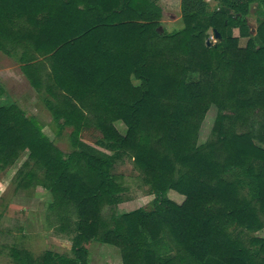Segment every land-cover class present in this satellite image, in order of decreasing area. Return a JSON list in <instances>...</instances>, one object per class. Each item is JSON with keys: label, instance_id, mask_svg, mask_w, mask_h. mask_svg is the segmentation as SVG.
<instances>
[{"label": "trees", "instance_id": "16d2710c", "mask_svg": "<svg viewBox=\"0 0 264 264\" xmlns=\"http://www.w3.org/2000/svg\"><path fill=\"white\" fill-rule=\"evenodd\" d=\"M207 6L180 0L183 28L163 34L153 0H0V50H21L23 73L77 149L64 155L34 117L0 106V172L27 153L15 189L42 175L73 254L35 259L11 248L16 264H86L92 242L117 248L122 264H264V238L250 236L264 228V128L250 129L252 117L264 119V0ZM211 106L210 139L197 145ZM90 129L107 154L86 151L80 136ZM123 157L151 207L103 215L125 190L112 171Z\"/></svg>", "mask_w": 264, "mask_h": 264}, {"label": "rangeland", "instance_id": "374dc122", "mask_svg": "<svg viewBox=\"0 0 264 264\" xmlns=\"http://www.w3.org/2000/svg\"><path fill=\"white\" fill-rule=\"evenodd\" d=\"M162 11L160 31L172 34L183 28L178 0H153ZM207 6L212 11L218 6V0H210ZM257 2L248 5V20L254 23V11ZM210 41L215 43L212 33ZM246 39L239 41L241 47ZM21 50L6 53L0 50V106H15L26 116L34 117L42 127V133L64 155L77 151L70 140L71 127L58 128L54 122L46 101L49 96L43 91L35 90L27 76L22 71L23 62L19 61ZM38 64L40 62H37ZM134 84H138L133 80ZM216 109L211 106L206 113L198 131L197 145H202L210 139L211 129ZM120 134L125 132L121 122L114 124ZM264 128V119L252 117L250 129L257 133ZM244 131V130H241ZM262 131V130H261ZM100 135L94 130H85L80 141L87 148L86 151L96 156L107 154L108 151L98 145ZM90 147V148H89ZM27 153L20 155L15 164L4 172H0V264H16L10 256V249L26 251L33 258H39L46 252L56 256L73 258L69 238L65 234L56 232L59 224L57 218L48 210L52 200L49 191L42 188V175L38 174L34 186L26 190L16 191L15 173L26 159ZM113 173L122 177L124 192L119 196V202L112 207L105 206L102 214L113 213L121 215L138 208L149 209L153 196L148 188L143 186L139 171L132 161L126 157L117 160L112 169ZM168 198L177 204L183 197L171 191ZM250 236L264 238V228ZM86 264H122L119 250L113 246L92 242L87 245Z\"/></svg>", "mask_w": 264, "mask_h": 264}, {"label": "crops", "instance_id": "0c3cea01", "mask_svg": "<svg viewBox=\"0 0 264 264\" xmlns=\"http://www.w3.org/2000/svg\"><path fill=\"white\" fill-rule=\"evenodd\" d=\"M210 0H205V2L207 3V5L209 6L210 5V2H209ZM178 4H180V0H178ZM255 21V20H254ZM247 22H248V26H249V28H250V32H251V34H255V30H256V24H255V22L254 23H251L249 20H248V18H247ZM233 33H234V35L235 36H237L238 35V31L237 30H234L233 31ZM241 40H244V39H240V41Z\"/></svg>", "mask_w": 264, "mask_h": 264}, {"label": "water", "instance_id": "95a60500", "mask_svg": "<svg viewBox=\"0 0 264 264\" xmlns=\"http://www.w3.org/2000/svg\"><path fill=\"white\" fill-rule=\"evenodd\" d=\"M214 34H215V37H218L219 38V35L216 32H214Z\"/></svg>", "mask_w": 264, "mask_h": 264}]
</instances>
